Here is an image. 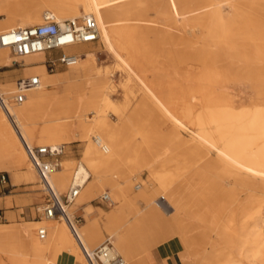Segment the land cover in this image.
I'll use <instances>...</instances> for the list:
<instances>
[{
	"label": "bare ground",
	"instance_id": "1",
	"mask_svg": "<svg viewBox=\"0 0 264 264\" xmlns=\"http://www.w3.org/2000/svg\"><path fill=\"white\" fill-rule=\"evenodd\" d=\"M151 7L163 23L147 18ZM0 11L7 13L0 20V36L32 27L41 16L58 23L92 16L97 39L121 63L128 89L141 93L132 120L145 130L142 148L122 143L118 130L94 111L101 101L108 104L107 96L94 90L106 84L96 71L94 53L84 46L63 49L78 61L59 78L46 73L44 52L17 56L32 65L23 78L35 75L41 84L25 92L23 103L12 105L9 98L17 82L0 83L21 134L0 108V170L17 177L18 167L26 165L33 176L21 138L31 148L60 153L63 144L84 142L83 160L72 178L62 166L64 172L55 171L49 182L59 196L68 186L67 193L81 186L80 196L67 208L69 216L73 209H90L95 189L112 186L121 204L78 229L88 250L100 246L107 234L126 264H151L149 252L177 239L183 264H229L227 258L264 264L259 200L249 195L238 201L229 194L264 195V0H0ZM10 52L0 45V67L17 61ZM244 89L253 93L250 106L255 107L235 104ZM134 162L148 172L147 183L159 184L163 192L181 176L193 181L196 192L203 193L195 196L205 197L206 209L197 205L192 210L189 195L181 196L178 187L153 199L136 184L138 194L128 196L132 187L126 173L121 178L125 184L105 175L109 166ZM23 224L0 227V264H57L62 252L83 264L81 249L62 218ZM41 228L48 233L44 241L38 236Z\"/></svg>",
	"mask_w": 264,
	"mask_h": 264
},
{
	"label": "rangeland",
	"instance_id": "2",
	"mask_svg": "<svg viewBox=\"0 0 264 264\" xmlns=\"http://www.w3.org/2000/svg\"><path fill=\"white\" fill-rule=\"evenodd\" d=\"M6 18H7V13H5L4 11H0V20L6 19ZM147 18L150 20H155L158 23H163L162 20L157 19L156 10H155V8H152V7L148 9ZM68 19H70V18H68ZM68 19H66V20H68ZM176 19L181 21L180 17H177ZM18 22H19V20H18ZM42 24H44V21H43V17L41 16L40 21L35 23L33 26L42 25ZM151 42L149 41L150 46L153 44V42L152 43ZM81 46H84L86 50L94 53L93 58L95 59L96 71L99 72V74L101 75V78L103 79L104 83L106 84L104 87H100L99 89L95 88L94 90L98 91V93L102 96H105V97L107 96L108 104L106 105L105 103H103L101 101L100 103H98L96 105V107H95L96 110H94V111L99 112L103 117H105L108 120V122L111 124L112 128H116L118 130V134L120 136V140L122 143H125L126 141H130V142H133L135 145L141 147L143 144V141H144V135L143 134H144L145 130L142 127L143 125L132 120V117L135 115L134 111H136L137 108L139 107V98L141 96V93L138 90L132 91V89H128L129 85L127 84V76L121 70V63H119L116 60V58L114 57L112 52H110L106 48H104L101 41H99L97 39V41H95V42L82 44ZM10 56L12 59L15 58V59H17L18 62H20V63L22 62L21 59L17 58V56L13 55L11 52H10ZM160 56H163V55H160ZM52 57H55V56H52ZM16 62L13 65L8 66V67H0V72L12 71V70H15V68H22L23 67V63L20 66ZM69 67H71V66H69ZM45 71L49 75L56 74L55 77L59 78V77L64 76L67 72H69V68L60 67L57 70H55L53 73L50 74L46 70V67H45ZM33 75H34V73L31 76H33ZM13 81L16 83L17 79H15ZM1 82H6V81H0V83ZM71 82L72 81H70L69 83L71 84ZM62 86L63 85L61 83L57 85V89H58L57 94L58 95L62 94ZM14 89H15V84H14ZM128 91H132V95H133L129 101L127 100V97H128L127 95L129 93ZM88 92H86V93L88 94ZM234 101H235L236 105H242V106H245V108L255 107V104H252L250 106V104L253 101V93H251L250 91H246L245 89L242 90L241 93L236 95V97L234 98ZM87 113L89 114V115H87V117L93 116L89 112H87ZM124 115L126 118L128 117V122L124 123V118H125ZM134 118H136V117H134ZM93 138L94 137L92 135V137L89 139L90 142L93 141ZM87 144H88V142H87ZM85 145L86 144L84 142H79V141L72 142L71 144H68V145L63 144L62 145L63 146L62 147L63 152L59 156H57L58 162L60 163V167L58 170H56V172L57 173L59 172L62 174L64 172L62 170V166H64L68 170L69 179H71L72 175L75 172L76 165L83 160ZM260 147H262V146H260ZM138 157H139V155L137 156V159H138ZM29 166L32 168L31 162H29ZM18 168H19V170L23 169V168L29 170L26 165H21ZM0 173H5V171L0 170ZM125 173L129 176V178L127 180L130 181V183H131L130 185L132 187L131 188L132 189V195H128V196L134 197V195L138 194V191H136L133 187L136 184L141 185L143 187V189L146 190L153 199H156L157 197L164 195L166 193V191L170 192V188L178 187L181 190V196L182 195H189L188 200L191 201V205H193L192 210L197 208V205L200 206L202 211H204L206 209L205 197H202V196L196 197L195 196V195L203 194L202 191H200V193L196 192L197 184L194 183L193 181L185 180L182 176L180 178L175 179L173 181V183H171L170 187L163 192V190L159 187V184L153 183L154 185H151V184L147 183L148 172L146 170L142 171L140 169V166H138V164H136V162L131 163V164H126V166H124L123 164H118V165H116V168L109 166L108 169L105 170V175L108 178L109 177L110 178H117L118 180L120 179V181L123 183L125 180L121 179V178L123 177V175ZM68 185H69V183H68ZM68 189H69V186L67 187L66 191L62 193L61 196L66 195ZM42 191L46 193L45 190L42 189ZM4 193H5V191L3 190L2 192H0V195H3ZM105 193H107L108 196H110V202L107 204H101V203H99V197ZM80 194L81 193H79V195L77 197H79ZM229 194H230V196L236 195L235 198L238 201H241V200L246 201V197H248L249 195H252V196H254V198L256 197V199L259 200V208H260V212H261L262 217H263L260 225H261V230L264 233V195L261 193H255V194L247 193L246 194L245 192H236V193H229ZM92 198L93 199L88 204L89 206H91V207H89L90 208L89 210H86L83 213L82 209L84 207H79V208L73 209V211L70 213L71 214L70 217L74 216L80 220L79 221L80 226L83 225L84 221L86 222L85 224H92L93 222L95 223L96 220L100 219V217L102 216V211H109L110 209L116 208L121 204V202L119 203V200L116 199L115 194L113 193L112 186L106 185V184L95 189L93 194H92ZM144 207H145L144 203L137 202V208L144 209ZM239 209H240L239 207H237V208L235 206L233 207V210H235L236 213H238V215H240V213H241ZM32 211H33V217H35L34 220L37 221V220L45 219L42 217L41 212H40L41 210H39V208H38V210L33 209ZM35 211H38V212L36 213ZM94 212H98L99 215L94 216ZM170 213L171 212H168L167 214H170ZM223 214H225V213H223ZM19 221L21 223H19V224L13 223L11 225H8L9 223L5 224V221L1 220L0 221V227L1 226L7 227V228L19 227V226L24 225L23 222L27 221V220L20 219ZM102 229H104V228H102ZM197 231L199 233L200 229H198ZM47 235H48V233H47ZM108 236L109 235L105 234V236L102 238V240H103L102 243L107 240ZM46 237H45V239H46ZM37 238H38V236H37ZM45 239H43V240L39 239V240L44 241ZM176 241H177V239H176ZM96 247L97 246H93L91 248V250L96 248ZM202 250L203 249H199V252H201ZM148 256L151 258V252L148 253ZM81 259H82L83 264H86V261H84L85 259H83V257ZM227 260H228V262H230L229 264H261L260 262H257V261L256 262L245 261V260H242L241 258H234V259L233 258H227ZM192 264H194V263H192Z\"/></svg>",
	"mask_w": 264,
	"mask_h": 264
},
{
	"label": "built area",
	"instance_id": "3",
	"mask_svg": "<svg viewBox=\"0 0 264 264\" xmlns=\"http://www.w3.org/2000/svg\"><path fill=\"white\" fill-rule=\"evenodd\" d=\"M98 25L94 18L86 15L81 18L68 19L61 23L54 21L51 17H45L44 24L29 28H20L0 36V45L11 49L13 55L23 57L33 53H50L54 50L61 51L58 56L51 57L46 61V69L51 74L59 67L74 65L78 59L75 54H65L63 49L69 46L82 45L97 41ZM22 65L23 62H16ZM41 84L40 78L33 76L30 78H21L17 80L15 93L9 98L13 105L21 104L25 101V92L37 89ZM9 102L3 94L0 93V108L13 123L17 133L18 128L13 117L9 112ZM20 134V133H19ZM21 135V134H20ZM22 143L32 168L37 171L39 185L47 193V201L41 215L45 219L62 218L67 224L72 237L77 241L83 258L87 264H126L124 258L119 255L113 247L111 240H106L100 246L88 250L78 235L79 219L70 217L67 208L72 204L73 199L78 196L81 186L75 185L64 196H59L49 182L50 176L59 169L60 163L57 156L61 153L55 148L51 149L44 146H35L31 148L23 138ZM7 182L5 174L0 175V185ZM100 202L109 203L110 196L107 193L99 197ZM1 220V215H0ZM47 231L44 228L38 230L40 239H45Z\"/></svg>",
	"mask_w": 264,
	"mask_h": 264
},
{
	"label": "crops",
	"instance_id": "4",
	"mask_svg": "<svg viewBox=\"0 0 264 264\" xmlns=\"http://www.w3.org/2000/svg\"><path fill=\"white\" fill-rule=\"evenodd\" d=\"M61 51L54 50L50 53H45V60L52 56H58ZM46 61L43 64L46 67ZM32 66L23 63L22 68H15L12 71L0 72V81H13L23 78L24 70L26 67ZM60 68V67H59ZM67 68V67H66ZM13 105V104H12ZM33 176L30 175L27 169H20L17 177H13L11 174L5 172L7 182L0 185V192L3 190L5 193L0 195V215L1 220L5 221V224L21 223L20 219H25V222H34L33 209L39 208L43 204L44 192L39 185V178L37 171L33 172ZM101 204L102 203L99 200ZM36 213L38 211H35ZM84 213V210L82 209ZM98 212H94V216H98ZM33 221H32V220ZM0 220V221H1ZM86 222L84 221L83 224ZM47 236V235H46ZM181 249L178 242L173 239L165 244L158 246L151 252V264H183L179 256ZM169 257V258H168ZM57 264H79L75 258H72L67 253L62 252L57 256ZM164 259V260H163Z\"/></svg>",
	"mask_w": 264,
	"mask_h": 264
}]
</instances>
